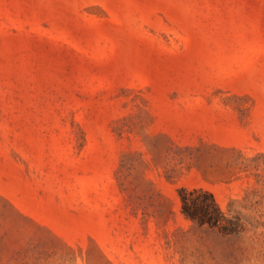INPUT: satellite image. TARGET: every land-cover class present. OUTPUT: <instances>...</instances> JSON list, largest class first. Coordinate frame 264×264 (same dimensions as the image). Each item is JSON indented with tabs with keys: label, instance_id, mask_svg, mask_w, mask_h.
<instances>
[{
	"label": "rangeland",
	"instance_id": "obj_1",
	"mask_svg": "<svg viewBox=\"0 0 264 264\" xmlns=\"http://www.w3.org/2000/svg\"><path fill=\"white\" fill-rule=\"evenodd\" d=\"M0 264H264V0H0Z\"/></svg>",
	"mask_w": 264,
	"mask_h": 264
},
{
	"label": "trees",
	"instance_id": "obj_2",
	"mask_svg": "<svg viewBox=\"0 0 264 264\" xmlns=\"http://www.w3.org/2000/svg\"><path fill=\"white\" fill-rule=\"evenodd\" d=\"M196 193L197 191L187 192L184 189L180 191L182 214L185 218L190 219L200 226H217L223 218V214L215 203L213 196L203 191L201 193L204 200L198 201V199L194 197Z\"/></svg>",
	"mask_w": 264,
	"mask_h": 264
}]
</instances>
